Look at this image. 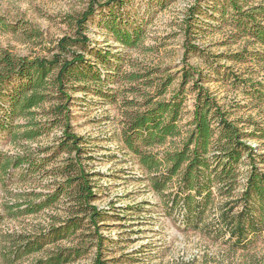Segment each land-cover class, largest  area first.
<instances>
[{"label":"rangeland","instance_id":"rangeland-1","mask_svg":"<svg viewBox=\"0 0 264 264\" xmlns=\"http://www.w3.org/2000/svg\"><path fill=\"white\" fill-rule=\"evenodd\" d=\"M104 1V0H101ZM197 0H126L123 7L115 9L118 26L133 32L132 45L122 41L108 29L111 16L106 8L97 9L86 23L90 47L106 52L104 64L92 53L85 58L100 66L103 88L111 89L116 102L109 97H100L93 92V85L82 90L76 85L69 88V122L72 131L83 137L82 164L93 174L96 198L93 202L106 215L99 222V233L106 240L100 250L103 264H264V227L252 236L246 245L232 244L228 234L219 225L218 209L224 198L215 199L211 212H205L198 225L183 221L177 211H166V198L155 192L147 179L148 173L140 167L135 157L128 154L120 143L119 128L121 100L134 98L142 102L144 93H153L157 86L170 80L165 93L159 99H169L181 83V70L185 64L202 73V83L216 96L219 103L230 112L232 119L243 122L251 120L259 128L264 127V63L235 61L230 54L243 50H264L259 44L252 45L246 36H236L233 29L234 11L229 0H200L201 14L192 29V43L199 51L186 55L184 48L183 19L188 8ZM244 8L264 0H236ZM88 0H0V49L18 56L50 57L57 52L56 43L64 35L73 36V18L81 13ZM221 12L222 17H221ZM264 23V19H263ZM240 77L251 76L259 82L257 93L235 85L223 75L227 72ZM140 74L137 81L123 77L125 74ZM17 83L14 82L13 86ZM12 86V84L10 85ZM133 87L134 90L128 89ZM192 81L182 89L183 102L178 124L181 135L167 140L154 150L174 149L189 130L193 111L194 91ZM110 93V91H109ZM56 99H49L33 110L34 120L40 124L52 117L48 111ZM7 105L8 102L4 101ZM0 111V120H3ZM12 124H25L24 117L9 119ZM61 128L54 127L33 140L10 138L8 129L0 124V152L8 155L29 150L33 157L49 158L56 145ZM259 154L264 153V139H249ZM67 158V153H56L48 165L27 171L23 167L10 169L0 174V264H33L56 247L79 244L74 236L56 242L45 241L36 252L16 257L11 262L3 258L4 250L18 242V237L37 235L54 221L60 224L68 216V201L60 199L53 206L28 214L14 215L6 205L38 194H48L55 184L64 180L58 171ZM249 169L247 159L238 165L239 185L232 197H236ZM173 181L164 192L173 188ZM163 192V193H164ZM165 198V199H164ZM165 202V203H164ZM80 245L82 254L64 264H96V246L92 233L83 231ZM3 251V252H2Z\"/></svg>","mask_w":264,"mask_h":264},{"label":"trees","instance_id":"trees-1","mask_svg":"<svg viewBox=\"0 0 264 264\" xmlns=\"http://www.w3.org/2000/svg\"><path fill=\"white\" fill-rule=\"evenodd\" d=\"M126 0H88L85 9L73 18V36L64 35L56 43L57 52L50 57L18 56L6 49H0V111L3 120L0 124L8 129L10 138L15 140H33L37 136L54 127L61 128L57 143L49 158L33 157L26 149L21 154L8 155L0 152V174H8L10 169L23 167L34 171L48 165L56 153L65 152L67 158L58 171L64 180L55 184L48 194H38L32 198L23 199L11 205H6L8 212L14 215L37 213L44 208L53 206L60 199L70 203L68 216L56 225L53 221L47 230L32 237H18V242L4 250L3 258L11 262L16 257L39 251L45 241L58 240L74 236L78 242L75 246L56 247L45 257H40L33 264H64L73 261L83 252L80 245L83 231L92 233L95 241L96 264L100 260V250L103 242L112 239L104 238L99 233V222L106 215L104 209H99L93 202L96 198L92 173L82 164L81 155L84 139L76 135L69 122L68 104L71 98L68 89L82 90L92 83L94 94L111 98L116 102L110 88H103L100 66L85 58V52L92 53L104 64L108 57L101 54L89 44L86 34V23L96 13L97 9L106 8L111 16L108 29L122 41L124 45H132L133 32L122 30L118 24L115 9L124 6ZM233 9V29L236 36H246L252 45L264 47V5L258 3L244 8L236 0H229ZM200 0L194 2L183 19L184 48L186 55L199 51V46L192 43V29L201 14ZM221 12V17H222ZM247 57L253 62L264 63V50H243L230 54L235 61H245ZM107 61V60H106ZM223 75L249 89V93H257V86L251 76L240 77L227 72ZM130 81L142 78L140 74H125ZM192 81L194 91L193 111L189 130L180 144L174 149L154 150L167 140L180 136L182 131L178 124L183 102L182 89ZM16 82L17 85L13 86ZM164 81L153 93H144L142 102L134 98L121 100V120L119 128L120 143L128 154L136 158L137 163L147 173L150 187L166 198L165 210L177 211L183 221L198 225L202 222L205 212H211L215 199L224 198L218 209V221L232 244L243 246L252 236L264 227V170L258 167L255 147L248 143L249 139H264V127L256 125L251 120L232 119L216 96L202 83V73L196 68L185 64L181 70V83L178 90L169 99H159L169 84ZM12 84V86H10ZM128 89L134 90L133 87ZM110 91V93H109ZM49 99H56L47 112L52 118L40 124L34 120L33 110ZM7 101L8 105L4 102ZM1 117V116H0ZM24 117L25 124H12L9 119ZM259 162H264V153L259 154ZM247 159L249 169L244 183L236 197H232L239 185L237 165ZM173 188L165 193L172 182ZM164 192V193H163ZM164 198V199H165ZM12 212V213H13Z\"/></svg>","mask_w":264,"mask_h":264}]
</instances>
